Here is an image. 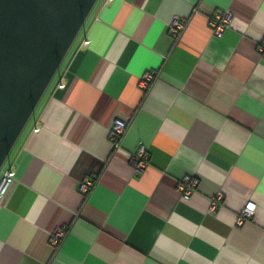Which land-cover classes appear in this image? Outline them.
<instances>
[{
    "label": "crops",
    "instance_id": "0c3cea01",
    "mask_svg": "<svg viewBox=\"0 0 264 264\" xmlns=\"http://www.w3.org/2000/svg\"><path fill=\"white\" fill-rule=\"evenodd\" d=\"M216 11L232 15L220 38ZM173 18L185 20L177 38ZM262 37L264 0H98L13 149L0 264H264ZM116 119L128 125L115 148ZM184 176L198 181L188 199Z\"/></svg>",
    "mask_w": 264,
    "mask_h": 264
},
{
    "label": "water",
    "instance_id": "95a60500",
    "mask_svg": "<svg viewBox=\"0 0 264 264\" xmlns=\"http://www.w3.org/2000/svg\"><path fill=\"white\" fill-rule=\"evenodd\" d=\"M98 0H0V171Z\"/></svg>",
    "mask_w": 264,
    "mask_h": 264
},
{
    "label": "built area",
    "instance_id": "2783aa9c",
    "mask_svg": "<svg viewBox=\"0 0 264 264\" xmlns=\"http://www.w3.org/2000/svg\"><path fill=\"white\" fill-rule=\"evenodd\" d=\"M232 20V15L229 11H216L214 12L208 21V26L212 32V35L216 38H220L224 31L229 27ZM185 28V20L183 18H173L169 24V33L173 38L180 36L181 32ZM87 41L83 40L81 46H86ZM256 51L261 58H264V37H262L257 46ZM156 79V73L146 72L140 77L139 87L147 91L154 80ZM61 86V84H59ZM128 122L120 119H116L109 132V137L114 147L119 146V142L123 137ZM36 129H34L35 131ZM148 155L143 146H140L136 153L130 157V165L134 174H140L147 166ZM13 180V167L7 165L3 166L0 172V196L5 192L7 186ZM198 181L190 176H184L177 184V190L180 196L184 199H188L193 191L196 189ZM93 182L90 179H85L80 185V190L86 194L92 187ZM223 196L219 192L217 193L210 204V212H214L218 205L222 203ZM255 203L251 200L247 201L242 210L238 213L236 218V226H241L245 221L251 219L252 214L255 211ZM66 236V228H58L50 234V244L52 248L56 249L59 247L61 241Z\"/></svg>",
    "mask_w": 264,
    "mask_h": 264
},
{
    "label": "rangeland",
    "instance_id": "374dc122",
    "mask_svg": "<svg viewBox=\"0 0 264 264\" xmlns=\"http://www.w3.org/2000/svg\"><path fill=\"white\" fill-rule=\"evenodd\" d=\"M79 34H81V32H80ZM38 104H39V103H38ZM37 108H38V105H37V107L35 108V110H34V112H33V115L35 114ZM33 115H32V116H33ZM30 120H31V119H30ZM30 120H29V122H30ZM29 122L26 124L25 128L23 129L22 133L20 134L18 140L16 141V143H15V145H14V148L16 147L17 142L21 140V138L23 137V135L25 134V132H27V130H28V128H29ZM14 148H13V149H14ZM13 149H12V151L10 152V154H9V156H8L6 162H5V164H4L3 166L6 167V166L8 165V163H10L11 157H12V155H13ZM0 172H1V171H0Z\"/></svg>",
    "mask_w": 264,
    "mask_h": 264
},
{
    "label": "trees",
    "instance_id": "16d2710c",
    "mask_svg": "<svg viewBox=\"0 0 264 264\" xmlns=\"http://www.w3.org/2000/svg\"><path fill=\"white\" fill-rule=\"evenodd\" d=\"M57 75H58V72L56 73V76H55V77H57ZM55 77H54V78H55ZM31 118H32V117H31Z\"/></svg>",
    "mask_w": 264,
    "mask_h": 264
}]
</instances>
